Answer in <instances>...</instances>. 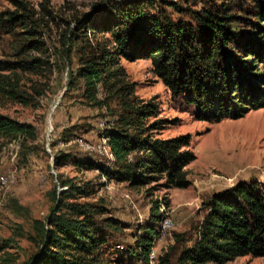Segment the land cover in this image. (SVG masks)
I'll list each match as a JSON object with an SVG mask.
<instances>
[{
	"label": "trees",
	"instance_id": "1",
	"mask_svg": "<svg viewBox=\"0 0 264 264\" xmlns=\"http://www.w3.org/2000/svg\"><path fill=\"white\" fill-rule=\"evenodd\" d=\"M55 31L59 65L54 67L43 57ZM1 40L9 53L0 59V96L28 104L21 76L43 75L51 68L61 71L67 64L68 91L81 88L82 98L95 106L118 103V123L102 135L113 166L96 165L91 158L77 165L100 170L108 180L133 188L159 184L165 190H187L193 183L186 168L197 156L189 149L190 135H155L168 122L157 120L154 102L135 98V84L128 81L123 60H150L153 74L173 98L195 106L199 121L218 124L264 109V0L111 1L90 14L71 3L56 9L50 0L38 6L30 0H0ZM74 61L76 69L70 68ZM0 137L35 139V131L0 114ZM69 157H56L55 167ZM60 186L64 190L54 191L48 218L35 222L38 249L25 264H151L163 221L158 206L133 245L111 250L121 221L108 215L103 203L78 202V195L91 192L73 180L60 178ZM204 206L197 238L187 246L176 236L180 246L171 247L158 264L264 258V183H238L213 194Z\"/></svg>",
	"mask_w": 264,
	"mask_h": 264
},
{
	"label": "rangeland",
	"instance_id": "2",
	"mask_svg": "<svg viewBox=\"0 0 264 264\" xmlns=\"http://www.w3.org/2000/svg\"><path fill=\"white\" fill-rule=\"evenodd\" d=\"M30 1L38 6L42 0ZM50 1L56 9L71 3L78 11L90 14L98 5L130 0ZM173 17L182 18L178 14ZM58 39L59 33L55 31L49 52L43 57L54 67L57 58L53 46H58ZM8 53L6 41L1 40L0 59ZM122 65L128 81L135 84V98L144 103L154 102L158 105L157 120L168 122L155 135L160 139L191 136L189 149L197 160L186 170L193 185L187 190H165L159 184L133 188L108 180L100 170L77 165L78 161L91 158L96 165L113 166V157L89 153L82 144L102 143L103 133L118 123L115 115L120 109L118 103L110 100L107 106H95L82 98L81 88L68 91L67 64L61 71L51 68L43 75H23L20 85L29 95L28 104L0 96V114L28 124L35 131V139L0 137V247L11 241L10 247L0 252V264H25L36 253L35 222L45 221L50 215L55 205L54 191L64 190L60 178L73 180L91 192V196L78 195L81 197L78 202L103 203L108 215L121 221L122 229L110 241L111 250L121 251L133 245L158 206L163 221L158 227L159 238L152 249L151 264H158L174 245L180 246L176 236L182 237L184 245L192 244L206 214L204 203L213 194L242 182L264 183V109L238 120L202 122L196 118L195 106L171 96L153 74L150 60H123ZM70 68H77L76 61ZM99 99H104L102 94ZM64 156L70 157L56 168L55 158ZM8 176L13 178L5 186L3 181ZM166 201L170 202L169 208ZM227 264H264V258L243 257Z\"/></svg>",
	"mask_w": 264,
	"mask_h": 264
},
{
	"label": "bare ground",
	"instance_id": "3",
	"mask_svg": "<svg viewBox=\"0 0 264 264\" xmlns=\"http://www.w3.org/2000/svg\"><path fill=\"white\" fill-rule=\"evenodd\" d=\"M102 140L103 141H101L102 143L100 145H93V144L85 145L83 142H81V143H83L82 145L85 147L86 151H88L89 153H95L96 152V154L98 153L103 158L104 157L105 158L106 157H108V158L113 157V155L111 154V150L108 147V145L106 143V139H105L104 136L102 137ZM10 180H11V178H10ZM10 180H9V178L8 179H4L3 184L6 186Z\"/></svg>",
	"mask_w": 264,
	"mask_h": 264
},
{
	"label": "built area",
	"instance_id": "4",
	"mask_svg": "<svg viewBox=\"0 0 264 264\" xmlns=\"http://www.w3.org/2000/svg\"><path fill=\"white\" fill-rule=\"evenodd\" d=\"M8 178H13V177L8 176ZM168 218H169V217H168Z\"/></svg>",
	"mask_w": 264,
	"mask_h": 264
}]
</instances>
